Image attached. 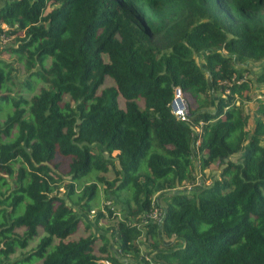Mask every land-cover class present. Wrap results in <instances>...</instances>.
<instances>
[{
	"label": "trees",
	"instance_id": "1",
	"mask_svg": "<svg viewBox=\"0 0 264 264\" xmlns=\"http://www.w3.org/2000/svg\"><path fill=\"white\" fill-rule=\"evenodd\" d=\"M250 64L264 85V0H3L0 264H264Z\"/></svg>",
	"mask_w": 264,
	"mask_h": 264
},
{
	"label": "rangeland",
	"instance_id": "2",
	"mask_svg": "<svg viewBox=\"0 0 264 264\" xmlns=\"http://www.w3.org/2000/svg\"><path fill=\"white\" fill-rule=\"evenodd\" d=\"M2 1L3 0H0V3ZM248 66L250 68V71L247 70L248 72L245 71V72H243V74H246L247 73V76L251 78L250 79L249 95L252 97V99L246 101L245 108L252 114L253 113V109L255 108V104H256L254 98L256 96L257 97H263L264 96V85L263 84H260L259 85V83L258 84H254V82H253L252 79H253V76L255 75V73L252 72V71L254 70L255 67H253V65H251V64L248 65ZM14 75H16V78L18 80H23L24 79V76H25L24 72H22L21 70L15 72ZM33 83H34V85H32V88H25L24 86H16V89L19 90V91H21L22 93L26 94V97H29L34 92H37L40 89V87L42 86V83H40V82H36L35 83L33 81ZM257 92H260V93H257ZM191 99L192 98L188 94L187 91L186 92H182V91H179V90L174 89V97H173V100H172V108L173 109L179 108V107L183 106V103L184 104H187V102H188V105L189 104L192 105L193 104V100H191ZM188 105H187V107H188ZM3 106H5V104ZM251 119H252V117H249V124L251 122ZM54 160L56 162H58L60 169H64V167L66 166V163L68 161V157H62L60 155H56L54 157ZM218 171H219V169L215 165H210V166H208L207 168L204 169L203 176H208L206 178V181H208V180L210 181V176L218 175ZM195 172H196V177H197L195 183H198V182H200V180L198 178V176H200V172L198 170H195ZM100 174L105 175V177L108 178V179H111L114 176L113 173H112V171H107L105 173H100ZM66 176H68V175H66ZM103 187H104V183H99L98 184V189H97L98 190L97 206H99V205L102 206L103 203H106L107 202V200L103 197V190H102ZM191 187L192 186H190L189 188H191ZM60 190L61 191L63 190L62 187H60ZM116 207L119 208V205H117ZM86 220H89V222H91L93 220V218L87 214V219ZM94 228H95V226H94ZM17 230H18V228H17ZM77 231H81V225H78V227L75 230V232H77ZM140 239H142V237ZM139 242H140L141 250L143 252L145 250H147L146 249L147 244L145 242L143 243L141 240H139ZM35 243H36V240L34 238L31 239L29 241V243H28V246L25 248V250L27 251L28 250L27 248L28 247L31 248L32 246L35 245ZM19 254H21V250L17 249L16 252L11 255V257H15L16 255H19ZM10 260L8 259L7 261H3L2 264L9 263V262H11ZM36 263L37 262L35 261L33 263H28V264H36Z\"/></svg>",
	"mask_w": 264,
	"mask_h": 264
},
{
	"label": "built area",
	"instance_id": "3",
	"mask_svg": "<svg viewBox=\"0 0 264 264\" xmlns=\"http://www.w3.org/2000/svg\"><path fill=\"white\" fill-rule=\"evenodd\" d=\"M242 79V78H241ZM184 109H185V104L183 103V106L179 107V108H176V109H173L172 108V112L177 116L179 117L180 119H184L186 118L185 115H184ZM156 213H155V210L152 211L151 213V217L155 216Z\"/></svg>",
	"mask_w": 264,
	"mask_h": 264
}]
</instances>
